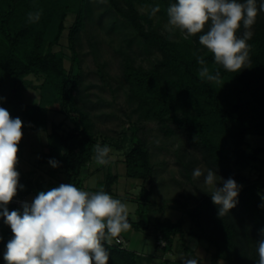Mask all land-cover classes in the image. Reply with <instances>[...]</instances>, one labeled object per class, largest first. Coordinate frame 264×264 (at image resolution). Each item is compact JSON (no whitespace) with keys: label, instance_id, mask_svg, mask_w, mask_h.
<instances>
[{"label":"trees","instance_id":"obj_1","mask_svg":"<svg viewBox=\"0 0 264 264\" xmlns=\"http://www.w3.org/2000/svg\"><path fill=\"white\" fill-rule=\"evenodd\" d=\"M86 1L0 0V107L7 109L12 118L22 119L23 137L18 145V158L24 154V132H47L50 107L60 101L77 127L62 133L59 126L52 125L54 130L47 134V152L42 162L51 166L50 160L57 161L58 166L51 167L66 172L70 183L81 190L84 189L83 174L94 162L97 140L90 125L82 118L77 119L80 116L76 106L80 76L67 70L63 51H56L55 47L60 44L70 14L76 15L70 33L71 42H75L84 26ZM107 1L147 48L162 56L150 70L137 69L131 64L126 67V78L141 111L163 125L167 133L176 130L187 134L191 147L208 167L241 183L236 206L223 216L218 215L219 206L212 202L210 194L193 208L185 209L191 222L189 231L185 229L184 218L172 222L159 217L149 222L128 218L130 229L154 234L157 249L159 236L163 237L167 245L161 249L164 254L160 264H182L184 259L165 257L173 253L175 237L179 235L184 252L192 257L195 254L187 245V236L207 241L212 249L211 264H258V242L264 239V186L237 174L235 168L250 165L264 151L258 149L249 153L244 149L248 135L264 133V12L259 11L261 0H256L258 12L250 29L252 37L247 41L250 45L248 61L237 72H230L214 62L213 54L199 43V35L203 33L177 42L154 28L155 16L168 20L167 8L176 0ZM156 5L160 6V11L152 15L151 9ZM139 6L148 7L149 14L142 15ZM29 13H40L39 20L30 21ZM207 30L206 25L204 31ZM244 31L241 25L237 36L242 37ZM198 57H203L212 74L219 71L218 83L199 77L202 66L197 63ZM30 76H42L44 80L35 84ZM29 89L39 92L37 105L26 101ZM189 108H194L197 116L190 115ZM134 141V147L124 160L127 176L149 182L154 172L150 153L135 134ZM188 176H191L190 171ZM118 181V174L108 173L101 184L102 191L114 196ZM19 183L22 185L17 193L19 196L37 195L57 186L50 181L32 182L25 173H20ZM150 195L151 191L144 188L140 202L149 204ZM7 207L9 211L16 210L11 203ZM11 236L10 227L0 217V257ZM104 247L109 254L108 264H151L142 254L113 242H105Z\"/></svg>","mask_w":264,"mask_h":264},{"label":"rangeland","instance_id":"obj_2","mask_svg":"<svg viewBox=\"0 0 264 264\" xmlns=\"http://www.w3.org/2000/svg\"><path fill=\"white\" fill-rule=\"evenodd\" d=\"M85 7L84 26L75 42H71L70 33L76 22V15L70 14L60 44L55 47L56 51H63L67 70L80 76L76 94V106L80 116L77 119L82 118L90 125L97 144L110 147L112 152L109 155L114 157L107 165L97 164L94 157L96 166L90 164L92 175H87V171L83 174L85 187L91 193L96 192L98 183L104 181L108 173L118 174L119 181L114 186L115 194L112 197L127 206L128 218L145 222L157 217L168 218L172 222L184 218L185 229L189 231L191 222L185 209L193 208L205 195L211 194L204 184V176L208 170L216 173L218 182L219 177L222 178L218 187H222V181L230 177L208 167L202 161L201 155L191 147L187 134L176 130L167 133L163 125L148 118L141 111L138 99L126 78V67L131 64L137 69L150 70L162 59L160 53L147 48L107 0H87ZM139 11L145 16L149 14L148 7L139 6ZM167 24L168 20L155 16L154 28L164 37L181 42L184 34L178 29L169 32ZM30 78L35 84L44 80L42 76ZM26 101L37 105L39 92L29 89ZM50 111L47 132H24V154L18 158L16 168L19 173L27 174L32 182L50 181L58 186L61 183H70V178L66 172L54 170L42 162L47 152V134L54 130L52 125L59 126L60 132L68 133L77 127V123H73L68 110H64L58 100L50 107ZM188 112L197 116L194 108H189ZM134 134L145 143L150 153L154 172L149 182L127 176L124 160L136 143ZM244 149L249 153L258 149L264 150V133L248 135ZM197 168L203 175L194 178L192 173ZM189 171L191 176H188ZM235 172L264 186V151L255 162L235 168ZM235 181L241 186L239 181ZM144 188L151 191L150 203L146 205L140 202ZM141 231L146 237L143 254L161 261L164 252L157 249L155 235L146 230ZM130 232L128 230L123 234L130 238L134 234L133 231L132 234ZM175 238L173 253L165 257L171 260L193 258L190 253L184 252L181 236ZM187 245L196 253L198 264H210L211 252L208 251L211 248L207 241L187 236ZM129 249L133 250L131 245ZM5 250L6 248L1 254L0 264H5Z\"/></svg>","mask_w":264,"mask_h":264},{"label":"clouds","instance_id":"obj_3","mask_svg":"<svg viewBox=\"0 0 264 264\" xmlns=\"http://www.w3.org/2000/svg\"><path fill=\"white\" fill-rule=\"evenodd\" d=\"M156 5L151 9L155 15ZM259 11L264 12V0ZM256 0H176L167 8L169 32L174 29L184 34V39L199 35V43L214 56V62L230 72L242 69L248 61L251 26L257 16ZM40 13H29V20H39ZM208 30L205 32V26ZM243 25V36L237 32ZM202 67L201 79L219 82V71L212 74L203 57L197 58ZM2 99V98H0ZM23 122L12 118L9 111L0 107V217L10 227L12 236L3 254L5 264H108L109 254L104 243L111 244L121 233L128 231V208L119 199L104 191L90 193L72 183H61L40 191L34 199L22 203V212L9 211L18 190L20 173L17 171L18 145L23 137ZM112 149L99 144L95 147V160L107 165L114 157ZM53 168L58 162L50 160ZM194 178L203 175L197 168ZM212 170L204 176L212 202L219 206V216L236 206L241 186L229 178L223 180ZM117 243L119 240L117 239ZM258 264H264V239L258 242ZM182 264H198L195 258L184 259Z\"/></svg>","mask_w":264,"mask_h":264},{"label":"crops","instance_id":"obj_4","mask_svg":"<svg viewBox=\"0 0 264 264\" xmlns=\"http://www.w3.org/2000/svg\"><path fill=\"white\" fill-rule=\"evenodd\" d=\"M95 162V161H94ZM94 162H93V166L95 165L94 164ZM96 166V165H95ZM90 168H91V166L90 167H88V171H87V175H92V170H90ZM97 170V169H96ZM84 178V177H83ZM103 183V180H101L99 183H98V187L95 189L96 191H101L103 188H102V184ZM83 190H86V191H88V192H90L86 187H85V184H84V189ZM91 193V192H90ZM131 232V234H132V231L134 232V234H133V236L131 237L130 236V238L129 237H127L125 234H123V233H121L120 235H123V236H125L126 238H128V240L130 241V245L132 246V249H133V251H135V252H137V253H139V254H142L143 255V257L145 258V260L146 261H151V264H160L161 263V261H159V259L158 258H156L155 260L153 259V260H151V256H145L144 254H143V252H144V247H145V243H146V237H145V235L143 234V232L142 231H136V230H133V229H129ZM208 251V250H207ZM194 252V251H193ZM208 252H211V254H212V249H209V251ZM194 257L193 258H195V259H197L198 257H197V255H196V253L194 252ZM159 262V263H158ZM210 264H211V261H210ZM223 264V263H222Z\"/></svg>","mask_w":264,"mask_h":264},{"label":"built area","instance_id":"obj_5","mask_svg":"<svg viewBox=\"0 0 264 264\" xmlns=\"http://www.w3.org/2000/svg\"><path fill=\"white\" fill-rule=\"evenodd\" d=\"M36 195H31V196H19V195H16L13 199L12 202H10L12 205H14L15 209L17 211H21L22 212V203L23 202H31L34 197ZM117 239L119 240V243H117ZM115 243L116 245H119L121 248L123 249H129L130 248V244H129V241L123 237L122 235H120L118 238L115 239V241L113 242ZM158 246H159V249H163L167 243L166 241L163 239V237L160 235L159 236V240L157 242Z\"/></svg>","mask_w":264,"mask_h":264}]
</instances>
